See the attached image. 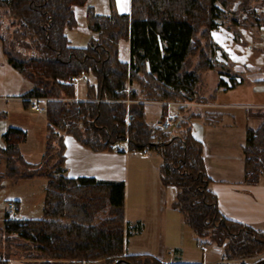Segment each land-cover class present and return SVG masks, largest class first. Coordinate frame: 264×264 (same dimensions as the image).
<instances>
[{"label": "trees", "instance_id": "trees-1", "mask_svg": "<svg viewBox=\"0 0 264 264\" xmlns=\"http://www.w3.org/2000/svg\"><path fill=\"white\" fill-rule=\"evenodd\" d=\"M86 0H0V41L7 61L31 83L26 97L46 98L45 147L41 160L27 161L18 143L26 134L9 127L0 147L4 159L2 177L46 178L42 216L14 218L5 211L3 234L26 242L24 259L38 264H80L103 259L102 264H161L150 255L124 254V182L94 177L72 178L63 166V134L73 135L93 150L117 149L126 141L130 150L148 149L161 157L160 179L176 192L177 208L198 238L223 246L226 259L259 254L264 249V232L224 217L216 196L209 189L202 144L191 133L192 120L209 113L187 110L178 105L169 130L147 123L144 100L206 102L213 95L197 94L200 72L216 68L218 87L235 86L233 66L213 63L210 42L202 49L196 34L205 25L203 37L210 38L219 17L217 0H131L129 14H120L115 1L108 0L110 13L97 14L87 7L89 28L97 33L85 46L72 45L66 29L76 25L74 5ZM7 20V21H5ZM13 26V31H8ZM129 40L130 60L118 58V42ZM200 51L194 68L188 58ZM83 70L95 76L87 85V99H75L73 77ZM134 81L140 90L129 88ZM238 82V83H237ZM130 99V103L124 100ZM200 100V101H199ZM28 105V100L24 101ZM127 117L129 120L127 121ZM60 132V133H59ZM55 140L57 143H55ZM57 148V149H55ZM56 151L57 161L48 165ZM244 177L256 183L264 174V118L256 127L246 128L242 147ZM48 165V166H47ZM17 202V201H16ZM11 254H0V264H8ZM257 260L253 264L260 263Z\"/></svg>", "mask_w": 264, "mask_h": 264}, {"label": "crops", "instance_id": "crops-1", "mask_svg": "<svg viewBox=\"0 0 264 264\" xmlns=\"http://www.w3.org/2000/svg\"><path fill=\"white\" fill-rule=\"evenodd\" d=\"M114 1L118 13H130L131 0ZM88 6H91L97 14L110 13L108 0H86L82 5H74L76 25L65 30L69 42L74 46H85L91 37L97 35L89 28L86 20ZM118 58L123 62H129L128 39L119 40ZM243 68L241 65L233 66V70L238 75ZM247 73L249 77L241 73L242 81L235 86L230 87L227 83L226 87H218L217 81L211 94L201 95L209 97L215 92L213 103L185 102L184 105L188 106L187 110L194 112H210L208 114L210 117L217 115V119L211 121L207 118H194L191 133L202 144L205 172L210 180L208 187L216 196L220 213L230 220L247 224L264 232V174L259 176L256 183L246 182L242 152L246 128L258 126L261 116H264V101H247L251 93H264V76L259 74L258 70L247 71ZM221 77L228 81L226 77ZM80 78H87L89 84L95 83V76L92 74L86 73ZM80 78L73 80L74 86ZM26 81L22 74L7 61L0 41V147L5 146L3 135L6 130L9 127L19 128L26 134L25 139L18 143L22 155L27 161L37 163L41 160L45 142L37 160H30L27 154L33 152L34 124L40 122L38 124L45 129L47 123L45 103L42 101L45 98L26 97L25 93L31 87V83ZM251 81L256 83L251 85ZM24 84H27V89L22 91ZM241 86L243 89L236 92ZM233 92H236L234 97H230ZM75 99H87V92L79 95L75 89ZM25 100H28V105L24 104ZM20 101L24 106L23 111L18 105ZM32 103L44 107V110L35 111L31 108ZM148 104H156L159 107L155 120L147 118L146 105ZM178 105V103H166L167 112L172 107L174 112H177ZM250 108L257 109L254 111ZM162 110L163 102L144 100V114L149 125H155L162 118ZM10 116H13L11 120ZM42 135L45 141L46 132H42ZM63 141V166L66 176L94 177L97 180L124 182V254L150 255L161 264L231 262L225 258L222 245L198 238L184 220L182 213L172 206L176 190L172 185L162 183L159 173L161 157L156 152L149 150V154L144 155L140 150L128 149L126 143L117 149L93 150L68 133L63 134ZM30 179L43 180L46 185V178L43 176ZM13 200L18 202L19 207L21 206L20 198ZM7 263L38 264L36 261L19 257H9Z\"/></svg>", "mask_w": 264, "mask_h": 264}, {"label": "rangeland", "instance_id": "rangeland-1", "mask_svg": "<svg viewBox=\"0 0 264 264\" xmlns=\"http://www.w3.org/2000/svg\"><path fill=\"white\" fill-rule=\"evenodd\" d=\"M215 4L220 9V13L219 17L214 19L216 27L211 30L210 38L206 39L203 37L205 25H201L198 33L196 34L195 39L197 41V44L200 46V49H202V47L204 48L207 43L210 42L213 46V54L209 55V57L213 61V63L217 64L218 62H220L223 65L231 64L232 66L241 65L244 68L240 69V71L241 73H244V76L247 75L249 77V73H247V71L252 72L256 70L260 71L259 74L264 76V0H217ZM0 11L2 12V9H0ZM13 29L14 27L11 26L9 27L8 31H13ZM199 53L200 51L197 49L188 58L186 62L187 68L192 69L195 67L199 60ZM241 73L239 75L236 73V76L239 77V81H241ZM199 81L200 82L197 85V93L200 94L199 96H207L211 94L218 81L217 69L210 68L208 70L201 71ZM251 82V85L256 83V81ZM87 85V78L78 79L75 82V89L77 94H85L87 92ZM131 87L140 90L141 86L137 81H134L132 86H127L126 90L128 91V89ZM26 89L27 84H24L22 87V91ZM239 89L241 90L243 89V87L241 86V88H237L236 92L240 91ZM236 92L231 93L230 97H234V94ZM251 100L264 101V93H251V95L249 96V100L247 101ZM42 101L46 103V98ZM124 101L126 103L131 102V100L128 98ZM176 101L172 102L178 103L179 105L185 104L183 102ZM206 102L213 103L214 99H207ZM35 103H37V101H35ZM18 105L20 110L23 111L24 106L22 105L21 101ZM158 108L159 107L156 104L146 105V114L148 120H155L157 118L159 113ZM250 109H253L255 111L257 108ZM169 112L177 116V113L174 112V107H172ZM212 114H216V112H212ZM240 117L242 118V115H240ZM12 118L13 116L9 117L10 120ZM210 118H207V120L211 121L217 119V115H213ZM263 118L264 116L262 115L261 121L263 120ZM38 123L40 122L34 124L35 131L33 136V152L29 155L27 154L30 160H37L39 158L43 150V144L45 142L42 135V132H45V129ZM55 143H57L56 140ZM120 145L119 147L123 146V144ZM1 155L2 154H0V254H11V256L23 258V256L27 253L25 250L26 242L17 236H13V234H3V221L6 211V202L9 199H21V206L19 207V209L14 211L10 215L14 218H40L42 216L45 182H43V180H34L30 178H24L22 180L19 179L15 182H12L9 179L1 178L4 168V159ZM47 159H49L47 162L49 166L55 163L58 159L56 151L55 153L53 151L51 153V156ZM263 258L264 249L259 254L244 257L242 260L245 264H253L257 260H261ZM208 260L210 259L208 258ZM230 260L231 262L229 263L239 262V260L236 258ZM102 263L103 259L96 261H87L80 264Z\"/></svg>", "mask_w": 264, "mask_h": 264}, {"label": "built area", "instance_id": "built-area-1", "mask_svg": "<svg viewBox=\"0 0 264 264\" xmlns=\"http://www.w3.org/2000/svg\"><path fill=\"white\" fill-rule=\"evenodd\" d=\"M83 75H85V72L83 70L80 71V73L76 76L73 77V80L74 79H77V78H80V77H83ZM239 81V78L238 76L236 77V81ZM227 83H229V81H227ZM36 99V98H34ZM167 104H171V103H174V102H166ZM31 108L34 109L35 111H42L44 110V107L38 105V104H35V103H32L31 104ZM129 120V117H127V121ZM175 122V118H174V115L171 114L170 112H166V114L161 118L159 119L157 122H156V126L159 128V129H162V130H169L171 128V126L174 124ZM123 143H126V141H119L118 142V147L120 144H123ZM121 146V145H120ZM142 152V154L144 155H148L149 154V150L144 148V149H141L140 150ZM19 209V204L15 201V200H7L6 202V210L8 211V213L11 215V213H13L14 211L18 210Z\"/></svg>", "mask_w": 264, "mask_h": 264}, {"label": "water", "instance_id": "water-1", "mask_svg": "<svg viewBox=\"0 0 264 264\" xmlns=\"http://www.w3.org/2000/svg\"><path fill=\"white\" fill-rule=\"evenodd\" d=\"M121 261V259H118V260H116L115 262H113V263H111V264H117V263H119ZM128 264H132V263H130V262H128V261H126ZM264 262V258L263 259H261V261H260V263H263Z\"/></svg>", "mask_w": 264, "mask_h": 264}]
</instances>
